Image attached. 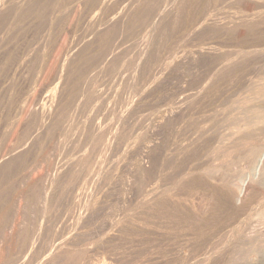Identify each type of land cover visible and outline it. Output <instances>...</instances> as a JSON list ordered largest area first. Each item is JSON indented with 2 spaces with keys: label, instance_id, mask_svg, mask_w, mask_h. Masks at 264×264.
<instances>
[{
  "label": "rangeland",
  "instance_id": "374dc122",
  "mask_svg": "<svg viewBox=\"0 0 264 264\" xmlns=\"http://www.w3.org/2000/svg\"><path fill=\"white\" fill-rule=\"evenodd\" d=\"M263 55L264 0H0V264H151L152 240L138 238L139 147L154 145L172 94L190 100L195 128L215 115L198 126L224 132L233 103L264 83ZM200 90L216 103L194 104ZM249 213L260 227L264 195ZM58 247L70 261L53 258Z\"/></svg>",
  "mask_w": 264,
  "mask_h": 264
},
{
  "label": "bare ground",
  "instance_id": "6f19581e",
  "mask_svg": "<svg viewBox=\"0 0 264 264\" xmlns=\"http://www.w3.org/2000/svg\"><path fill=\"white\" fill-rule=\"evenodd\" d=\"M241 25L242 24L239 26ZM224 29L230 30L229 28ZM105 33H107V31ZM194 52L198 53L199 50L198 52L193 50L192 53ZM187 53H190L189 56L191 57L194 55L191 54V51H188ZM184 60L185 59H183V61ZM199 60L201 59L199 58ZM193 61L191 64L192 68L194 70L196 68L200 69L199 67L201 62L199 61L200 63L198 62V65L197 62L194 61L195 63H193ZM229 75L232 74L230 73ZM256 75L260 76L258 74ZM221 77L223 78L222 75L220 78ZM256 77L254 76V79ZM219 79H216L217 81H220L219 84L216 82L218 84L217 89L229 82L223 81L224 78L222 80ZM260 80L262 82V79ZM251 81L253 82V80ZM193 83L195 82L193 81ZM252 84H250V87H252ZM210 86H212V84ZM250 87L249 89L252 92L251 95H243V98L241 95V99H238V101L234 103L232 101H227L233 103V105L237 104V107L235 106L236 108L234 107L233 110L237 109L239 111L237 114H235L234 111L233 114H235V117L232 118L233 122L226 125L227 128L225 131L223 130L224 132L220 131L222 125L219 129L216 127L219 131L212 130L213 128L210 126H198L200 123L202 124L207 121L206 119H210V121L213 120L215 115L210 118L205 117V120L200 118L197 120V126L195 128L194 125L191 124L193 119L189 117L191 114L194 115V113H189L191 112L189 110L191 107L190 100H188L187 97L182 98L172 94L169 98L171 104L170 108L167 113L162 115V117H157L159 120L156 121V127H153L154 129L156 128L154 133L156 134V140L153 143L154 145L151 148H149V146L146 148V144H144L146 146L141 145V147H139L138 170L141 180L138 192L140 196V211L138 210V238L141 243L152 240L151 243L153 247L150 249L153 248L152 253L154 257L150 261L152 262L153 260V264H190L189 261L193 260L194 264L196 258L198 259L199 256L205 257V255L206 257H203L205 262L200 264H257L258 259L263 261L264 264V215H256V217H254L257 219V222L260 223V227L258 228L254 227L253 220L249 218L251 206L264 195V83L260 86L253 88ZM195 94H197V96L193 102L194 104H200L201 106L205 105V103H209L210 105L211 101L213 102V105L218 99L217 95H213V93L207 97V91L205 92L204 90H200ZM193 96L195 95L193 94ZM219 102L222 105L225 101ZM220 103L217 106H220ZM212 105H210V107ZM201 106L199 108H201ZM225 106L228 107L227 104ZM221 107H223V105ZM213 108L214 107H212V109ZM230 108L231 109L227 111L228 113L232 110V107ZM214 110L216 111L217 109ZM233 110L231 112H233ZM197 111L195 112L198 113L201 110ZM215 113H217V111L214 112V114ZM226 113L225 116L227 115ZM222 114L224 115V113ZM155 115L158 116L157 114ZM228 115L232 116L230 113ZM218 117L214 120L215 122L216 120H219ZM223 118L220 123L224 121ZM210 121L206 123H209ZM150 126H152V124H150ZM218 126H220L219 122ZM163 131L165 132V136L162 137V134L160 133H163ZM190 131H193L192 134H195L194 138L189 142L181 140L183 137L185 138V135ZM151 133L153 132L151 131ZM139 137L141 136L139 135ZM146 141L144 140V142ZM163 144L167 146H164ZM166 149H168V151L167 153H164ZM6 162L8 163V159H4V161L0 163V166H4ZM163 166L165 167L166 176L159 179L160 177L158 176V172H160V169ZM23 177L25 178V175ZM155 179H157L156 185H159L149 191H146V186L150 184V181H154ZM57 181L59 180L57 179ZM44 195L47 197L46 194ZM18 198L19 200L16 198L18 206L16 204V208H14L17 209L14 211H17L16 215H18L21 206L20 203L22 202H20L21 197ZM27 205L28 204H26V206ZM11 224L9 226V231L10 234H13L15 231V221ZM177 238L180 239H178L177 242L174 241V239ZM214 238L216 239L213 241ZM171 239L174 243L171 242ZM216 240L217 242H215ZM2 250L4 251V246L0 241V254L2 253ZM54 251L55 255L53 258L57 262L59 260L64 262L70 261L71 251L69 248L65 247V249H62V247H58ZM13 255L14 253L11 256ZM13 257L14 259H12L14 260V264L16 262L15 259L17 258H15V256ZM258 264H262V262Z\"/></svg>",
  "mask_w": 264,
  "mask_h": 264
}]
</instances>
